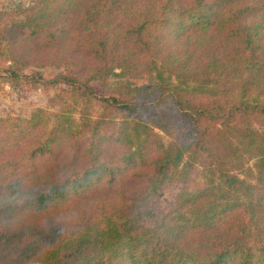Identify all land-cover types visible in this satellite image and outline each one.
<instances>
[{"label": "trees", "instance_id": "obj_1", "mask_svg": "<svg viewBox=\"0 0 264 264\" xmlns=\"http://www.w3.org/2000/svg\"><path fill=\"white\" fill-rule=\"evenodd\" d=\"M48 65L60 109L0 116V264H264V0L0 11V77Z\"/></svg>", "mask_w": 264, "mask_h": 264}, {"label": "rangeland", "instance_id": "obj_2", "mask_svg": "<svg viewBox=\"0 0 264 264\" xmlns=\"http://www.w3.org/2000/svg\"><path fill=\"white\" fill-rule=\"evenodd\" d=\"M33 0H0V11L17 5L28 6ZM32 69H26L30 72ZM45 81L37 86L29 87L27 85H12L5 78L0 77V116H19L29 117L33 112L42 108L50 113H54L60 109V106L53 101L57 91L66 87L62 83L55 85L50 84L49 80L55 77L59 68L48 65L44 68H38ZM147 78L142 79L139 83H147ZM79 111V108H78ZM103 112L101 103L95 102L92 107V118L96 120ZM114 114V113H113ZM79 116L78 112L76 113ZM167 139V137L165 136ZM240 176L250 181H254V159H249L246 167L240 172ZM178 191L176 184L166 188L165 199H171Z\"/></svg>", "mask_w": 264, "mask_h": 264}]
</instances>
